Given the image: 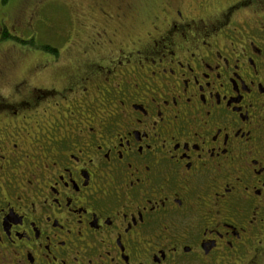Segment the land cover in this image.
I'll use <instances>...</instances> for the list:
<instances>
[{
    "label": "flooded vegetation",
    "instance_id": "af4514ba",
    "mask_svg": "<svg viewBox=\"0 0 264 264\" xmlns=\"http://www.w3.org/2000/svg\"><path fill=\"white\" fill-rule=\"evenodd\" d=\"M133 1L104 15L115 37L146 7L133 46L101 29L77 63L56 65L62 48L32 70L58 83L0 96V264H264V6L223 0L210 46L149 48L181 25Z\"/></svg>",
    "mask_w": 264,
    "mask_h": 264
},
{
    "label": "rangeland",
    "instance_id": "374dc122",
    "mask_svg": "<svg viewBox=\"0 0 264 264\" xmlns=\"http://www.w3.org/2000/svg\"><path fill=\"white\" fill-rule=\"evenodd\" d=\"M120 2L134 3L133 0H112L110 5L108 0H9L5 5L0 3V20H4L7 27L4 29L7 38H0V85H4L5 92L2 96H12L14 87L19 83L38 86L58 83L60 71L35 76L32 70L43 64L44 56L53 60V51H61L62 48H66L67 52L56 57V65L77 63V55L88 50L86 48H89L94 34L101 29L105 30L107 38L110 31L113 47L119 44L133 46L135 40L144 35L146 24L141 23L147 21V16L142 15L146 7L141 6V17L139 14L138 18L133 15L120 18L117 22L120 27L113 37L111 29L114 25H108V18L104 15L108 14V10L110 12V6H122ZM57 4L76 21L75 28L66 21L65 13ZM13 21L19 22L18 25ZM66 25L68 31H74L70 46H66L67 39L63 35L67 31Z\"/></svg>",
    "mask_w": 264,
    "mask_h": 264
},
{
    "label": "snow or ice",
    "instance_id": "6c2138e0",
    "mask_svg": "<svg viewBox=\"0 0 264 264\" xmlns=\"http://www.w3.org/2000/svg\"><path fill=\"white\" fill-rule=\"evenodd\" d=\"M152 2H163L164 7L175 9L176 16L174 21H177L180 27H176L173 22H170L169 28L161 32L159 29L155 33L148 29L149 37L144 40V46L153 48V42L157 44H174L183 47L187 44L190 47L197 48L199 44L208 42L209 46L211 40L209 37L213 36L220 29L218 21L223 17L224 13L231 15L228 9L231 8L230 4H223V0H152ZM238 3V0H233ZM264 6V0H260ZM223 4V6H221ZM4 85H0V96L4 95ZM20 101L27 102L21 104ZM20 101H17L18 108L22 111L27 104H31L33 110L39 105V98L31 95H21ZM15 111V109L13 110ZM3 114V109L0 108V115ZM51 128L49 125L44 126V132L49 133ZM36 138L41 134V128H35L32 133ZM4 127L0 122V140L4 139ZM4 212V206L0 205V213ZM11 219V217H9Z\"/></svg>",
    "mask_w": 264,
    "mask_h": 264
},
{
    "label": "trees",
    "instance_id": "16d2710c",
    "mask_svg": "<svg viewBox=\"0 0 264 264\" xmlns=\"http://www.w3.org/2000/svg\"><path fill=\"white\" fill-rule=\"evenodd\" d=\"M9 2V0H0V3L2 4V5H5L6 3H8ZM7 38V36H6V34H3V36L1 37V40H3V39H6ZM46 48H44V50H45Z\"/></svg>",
    "mask_w": 264,
    "mask_h": 264
}]
</instances>
